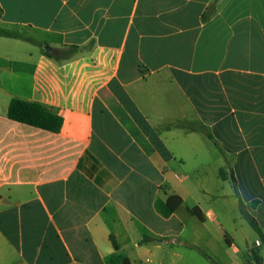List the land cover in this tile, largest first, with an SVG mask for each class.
Wrapping results in <instances>:
<instances>
[{
  "label": "crops",
  "instance_id": "crops-1",
  "mask_svg": "<svg viewBox=\"0 0 264 264\" xmlns=\"http://www.w3.org/2000/svg\"><path fill=\"white\" fill-rule=\"evenodd\" d=\"M240 200L264 231V0H0V264H264Z\"/></svg>",
  "mask_w": 264,
  "mask_h": 264
},
{
  "label": "trees",
  "instance_id": "trees-1",
  "mask_svg": "<svg viewBox=\"0 0 264 264\" xmlns=\"http://www.w3.org/2000/svg\"><path fill=\"white\" fill-rule=\"evenodd\" d=\"M2 33L16 37V35H12L6 32ZM71 49L73 51H76L77 47H73ZM47 55L53 57L49 53H47ZM8 116L11 120H14L16 122L53 133L60 132L63 125V118L52 109L39 103L26 102L18 99H14L11 101L8 110ZM221 176L224 179L226 178V175L223 172ZM182 203L183 199L178 195H172L168 197L166 201L158 200L156 202L158 211L164 217L171 216L182 205ZM239 210L244 220H246L247 223L252 227V229L257 232L261 244L264 247V231L257 219L249 212L242 200H240L239 202ZM191 212L196 214L200 219H203L201 213L197 209H193ZM125 264H129V262L126 261Z\"/></svg>",
  "mask_w": 264,
  "mask_h": 264
},
{
  "label": "rangeland",
  "instance_id": "rangeland-1",
  "mask_svg": "<svg viewBox=\"0 0 264 264\" xmlns=\"http://www.w3.org/2000/svg\"><path fill=\"white\" fill-rule=\"evenodd\" d=\"M245 224H246V229L251 233V234H253V241L255 240V232L253 231V229L251 228V226L250 225H248L246 222H245ZM149 264V263H148Z\"/></svg>",
  "mask_w": 264,
  "mask_h": 264
},
{
  "label": "water",
  "instance_id": "water-1",
  "mask_svg": "<svg viewBox=\"0 0 264 264\" xmlns=\"http://www.w3.org/2000/svg\"><path fill=\"white\" fill-rule=\"evenodd\" d=\"M48 51H50V49H47Z\"/></svg>",
  "mask_w": 264,
  "mask_h": 264
}]
</instances>
